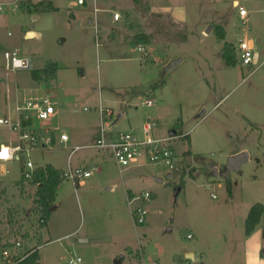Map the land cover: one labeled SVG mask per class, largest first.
Masks as SVG:
<instances>
[{"label":"rangeland","instance_id":"rangeland-1","mask_svg":"<svg viewBox=\"0 0 264 264\" xmlns=\"http://www.w3.org/2000/svg\"><path fill=\"white\" fill-rule=\"evenodd\" d=\"M25 1L0 0L5 8L0 14V51L19 50L32 64V69L0 73V117L11 108L15 123L17 105L51 92L57 94L52 100L59 112L51 121L34 123L39 131L50 129L42 136L50 137L51 148H35L22 153V160L0 163L1 239L24 241L22 252L41 247V264H70L78 257L83 264L235 261L248 212L264 203V67H242L237 52L239 42L249 39L264 56L262 0L43 2L60 7L57 13L30 12ZM238 1L250 11L246 24L238 16ZM161 5L185 6L188 22L176 23ZM91 13L95 25H89ZM115 13L119 23L114 22ZM218 27L225 39L219 38ZM28 30L38 35L25 38ZM140 35L149 37L148 46L138 40ZM227 42L235 65L228 66L223 58ZM140 46L146 51L139 52ZM177 59L182 62L165 73ZM49 63L59 67L57 78L41 76L40 85L35 84L34 71ZM146 100L154 106L144 105ZM101 104L113 108L114 136L139 129L148 120L159 121V136L174 130L187 133L191 144L184 138L174 143L178 169L170 172L144 161L122 170L110 153L87 148L100 133L96 109ZM62 134L69 141L62 142ZM18 138L17 129L0 130V143L17 145ZM79 146L85 148L70 157L71 149ZM240 150L250 160L228 174L229 159ZM98 153L107 156L88 167L93 176L84 185L61 183L47 225L41 228L38 186L23 181V158L36 170L52 164L66 171L70 164L86 168ZM129 191L152 197L133 206L149 211L144 225L136 226L131 216ZM190 233L194 239L188 238ZM190 251L200 260L187 259Z\"/></svg>","mask_w":264,"mask_h":264},{"label":"built area","instance_id":"built-area-1","mask_svg":"<svg viewBox=\"0 0 264 264\" xmlns=\"http://www.w3.org/2000/svg\"><path fill=\"white\" fill-rule=\"evenodd\" d=\"M262 13L264 15V0ZM238 3V16L241 18L244 24L247 23L250 17V11ZM79 5H84L85 0H78ZM96 9V8H95ZM5 8L0 4V14L4 13ZM98 10V9H96ZM114 19L119 20L120 15L114 14ZM97 24L95 18L94 25ZM237 47L238 61L242 67H248L250 65H258L257 70L264 67V56H260L257 52L255 43L252 40H242ZM142 46L138 47L139 51H144ZM257 55V58H256ZM30 58L23 56L19 50H1L0 51V72H17L20 70L32 69ZM144 105L147 107L154 106V103L150 100L144 101ZM85 111H89L85 108ZM96 111L99 113L101 119V128L96 144L87 146V148L99 149L104 152L110 153L113 160L116 161L120 169H126L137 166L142 162H147L154 166L165 167L168 171L174 172L178 169L180 159L175 152L174 143L184 138V135L174 134L167 136H159L156 132L159 125L157 120H148L141 130H130L128 132H119L116 136L113 135L112 120L114 119V111L101 104ZM16 121L12 122L10 116L0 117V130L3 127H9L10 129H17L19 131V138L17 145L12 146L8 143H0V153H3L4 149H8V156L5 158L0 155V163L12 162L16 160H22V153L29 152L32 149L39 147H52L51 139L49 136L43 137L42 134L46 132L49 134L50 129L37 130L35 128V122L51 121L57 114V105L53 102L51 95H43L40 98H29L23 105H17L16 107ZM26 124V125H24ZM61 141H69V137L66 134L61 135ZM85 148L83 146L74 147L71 149L70 157L78 152L80 149ZM25 169L23 171V181L33 182L34 173L36 171L33 162L25 160ZM93 176V170L86 168L74 169L71 164L69 169L63 172V179L70 180L80 186L86 179ZM210 189V187H209ZM212 198H217V195L212 194ZM151 196L149 193H145L143 197L133 196L128 197V203L131 207V216L134 218L136 226L144 225L147 221L149 211L143 206H133L140 200L150 201ZM39 226L47 225L48 219L42 213L39 218ZM189 239H193V235L188 236ZM25 243L22 240L10 241L9 239L2 240L0 236V256L4 264H16L17 262L25 260V257L31 253L39 251L41 247H35L26 249L24 252ZM70 264H83V258H75L70 261ZM155 264V263H154Z\"/></svg>","mask_w":264,"mask_h":264},{"label":"trees","instance_id":"trees-1","mask_svg":"<svg viewBox=\"0 0 264 264\" xmlns=\"http://www.w3.org/2000/svg\"><path fill=\"white\" fill-rule=\"evenodd\" d=\"M35 11H43V12H51L57 11V9L53 8L51 4L45 5L40 2L36 6H33ZM217 33L220 39H225V32L222 27L217 28ZM138 40L145 44L149 43V37L147 35H140ZM232 44L228 43L225 46L224 52V60L227 62V65H235L233 62V56L231 54ZM57 64L49 63L44 69L39 71H34L32 77L35 81H39L41 76L55 77L58 71ZM26 125V124H24ZM184 139L189 141L191 144L190 136L186 135ZM188 155H191V152H187ZM63 171L56 169L54 166L48 164L42 168H39L34 173L33 183L38 186V203L42 209V213L48 219L51 215L52 208L56 202V191L58 187L64 182L63 179ZM231 184L228 183L227 193L231 194ZM248 217L245 223V233L247 236H251L256 227L261 223L264 217V203H257L252 206L248 213ZM41 257L39 255V251L31 253L29 256L25 257V260L17 262L16 264H41Z\"/></svg>","mask_w":264,"mask_h":264},{"label":"crops","instance_id":"crops-1","mask_svg":"<svg viewBox=\"0 0 264 264\" xmlns=\"http://www.w3.org/2000/svg\"><path fill=\"white\" fill-rule=\"evenodd\" d=\"M24 2V1H23ZM25 2H28L30 5H31V7L28 9L30 12H33V11H35L34 10V8H33V6H36L38 3H40V2H47L46 0H42V1H37V2H35V1H33V0H29V1H25ZM96 2L98 3V1H94V4H95V7H96ZM239 2V1H238ZM49 4H51L52 5V3L51 2H48ZM87 3V2H86ZM240 3V2H239ZM85 5V4H84ZM114 5V4H113ZM53 6V5H52ZM129 7V6H128ZM19 8H20V6H19ZM53 8H55V9H57L58 11H60L59 9H60V7H54L53 6ZM110 8V11H112L111 10V8H112V5L109 7ZM117 8H120L121 10H124L125 11V9L126 8H124V6H122V7H119V6H117ZM20 9H22V10H27V9H25V8H20ZM96 9H98L97 7H96ZM113 9V8H112ZM99 10V9H98ZM164 14H166V15H168V16H170V18H172L176 23H178V24H186L188 21H187V19H188V10H187V8L185 7V6H182V5H171V6H168V5H161V9H160ZM37 12V11H36ZM43 12V11H42ZM48 12V11H47ZM52 12H55V11H52ZM57 13V12H56ZM71 16L73 17H75V19H74V21L76 20V15H75V13H71L70 14V18H71ZM89 25H92L93 23H94V14H89ZM114 18V17H113ZM93 21V23L91 24L90 23V21ZM119 20H115L114 19V22L115 23H119L118 22ZM109 25H110V22H109V24H108V29L110 28L109 27ZM29 33H32L33 34V37H36L38 34H37V32L35 31V30H28L26 33H25V38H28V34ZM31 39V38H30ZM145 45H149V44H145ZM143 47V46H142ZM144 48V47H143ZM138 49V48H137ZM144 50V52L146 51V49L144 48L143 49ZM139 52H141V51H139ZM56 64V63H55ZM45 68V67H44ZM44 68H42V69H44ZM41 70V69H40ZM1 72H3V71H1ZM0 72V73H1ZM57 74V73H56ZM43 76V75H42ZM56 78H57V75L55 76ZM3 77L2 76H0V80L2 79ZM34 80V79H33ZM35 81V80H34ZM42 82V80H40L39 79V81H35V84H38V85H40V83ZM54 82H56V80H54L53 81V83ZM50 86H52V88L54 89V88H59V86H55V85H53V84H51ZM54 91V90H53ZM36 92V91H35ZM52 94V95H51ZM51 96H52V98H55V96L54 95H57V94H55L54 92H51ZM110 108V107H109ZM112 110H113V108H111ZM58 112H59V110H57ZM6 114H4V116H12V114H13V109H11V108H5V111H4ZM124 113V112H123ZM123 113H121V114H119L118 115V117H117V119H119V118H121L122 116H123ZM17 114V113H16ZM58 115V114H57ZM12 118V117H11ZM117 122V121H116ZM100 123H101V119H100ZM102 124V123H101ZM100 128H101V125H100ZM142 128V127H141ZM141 128H139L138 130H141ZM137 129V128H136ZM136 129H134V130H136ZM173 132H176L175 134H181V135H184V136H186L187 135V133H179V132H177L176 130H174V131H170V133L168 134V135H171V133H173ZM163 136V135H162ZM167 136V135H166ZM95 139H98L97 137L95 138ZM8 144H11V143H8ZM12 146H15V144H11ZM243 150H240V151H238V152H236V153H234V154H237V153H240V152H242ZM101 153V152H100ZM100 153H98V155H96L94 158H92V159H90V163H88L87 164V166H86V169H89L88 167H90L91 165H94L95 166V164H97V162H99V161H103V159L101 158V157H103V158H105L106 156H107V153H105V154H100ZM250 160V159H249ZM4 163H8V162H4ZM50 165H52V164H50ZM53 166V165H52ZM55 167V166H54ZM56 168V167H55ZM57 169V168H56ZM59 170V169H58ZM62 170V169H61ZM60 170V171H61ZM63 172L65 171V170H62ZM86 182H84V183H82L83 185L85 184ZM81 185V184H80ZM128 197H133V192H131V191H129L128 192V194H127V198ZM250 211V210H249ZM249 213V212H248ZM249 215V214H248ZM246 220H247V218L245 219V223H246ZM245 235H243L242 237H241V242H240V244H239V246H238V252H239V254H240V256L235 260V261H232L230 264H264V227H263V224H262V221H261V223L256 227V229H255V231H254V233L251 235V236H247L246 235V233H245V227H244V232H243ZM190 234H192V233H190ZM193 235V234H192ZM193 239H194V235H193ZM85 241V240H84ZM40 252V251H39ZM39 255H40V253H39ZM205 257V256H204ZM186 258L187 259H190L192 262H195V261H197V260H200L198 257H196V254L195 253H193L192 251H190V252H187V254H186ZM74 259V258H73ZM40 263H41V261H40Z\"/></svg>","mask_w":264,"mask_h":264},{"label":"water","instance_id":"water-1","mask_svg":"<svg viewBox=\"0 0 264 264\" xmlns=\"http://www.w3.org/2000/svg\"><path fill=\"white\" fill-rule=\"evenodd\" d=\"M90 23L92 24L93 21L91 20ZM212 28H213V26L210 25L209 26V29L207 30V33H209L212 30ZM28 35H30V33ZM256 58H257V55H256ZM180 62H182V59L172 60V62H170L169 65L166 67L165 73H167L173 67H175L178 64H180ZM175 133L176 132H173V133H171V135H174ZM249 159H250V157H249V155H248L247 152H241V153H238L236 155H233L229 159L228 166H227V173L229 174L230 172H232V170H238V169H240L241 165L244 164V163H246L247 161H249Z\"/></svg>","mask_w":264,"mask_h":264},{"label":"snow or ice","instance_id":"snow-or-ice-1","mask_svg":"<svg viewBox=\"0 0 264 264\" xmlns=\"http://www.w3.org/2000/svg\"><path fill=\"white\" fill-rule=\"evenodd\" d=\"M2 156H7V150H5L3 153H0Z\"/></svg>","mask_w":264,"mask_h":264},{"label":"bare ground","instance_id":"bare-ground-1","mask_svg":"<svg viewBox=\"0 0 264 264\" xmlns=\"http://www.w3.org/2000/svg\"><path fill=\"white\" fill-rule=\"evenodd\" d=\"M28 37H29V38H32V37H33V34H32V33H30V35H28Z\"/></svg>","mask_w":264,"mask_h":264},{"label":"clouds","instance_id":"clouds-1","mask_svg":"<svg viewBox=\"0 0 264 264\" xmlns=\"http://www.w3.org/2000/svg\"><path fill=\"white\" fill-rule=\"evenodd\" d=\"M5 150H7V156H8V149H4V150H3V152H4ZM7 156H3V157H5V158H6Z\"/></svg>","mask_w":264,"mask_h":264}]
</instances>
